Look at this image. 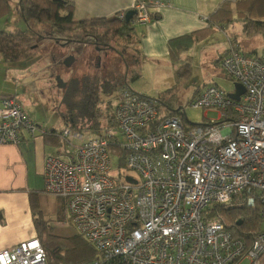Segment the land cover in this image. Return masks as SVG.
I'll use <instances>...</instances> for the list:
<instances>
[{
	"label": "built area",
	"instance_id": "built-area-1",
	"mask_svg": "<svg viewBox=\"0 0 264 264\" xmlns=\"http://www.w3.org/2000/svg\"><path fill=\"white\" fill-rule=\"evenodd\" d=\"M161 5L136 1V25L150 23ZM220 68L244 93L234 101L228 96L234 89L210 85L193 97L191 107L205 119L215 112V121L160 119L157 100L123 86L113 127L88 140L62 130L61 149L44 161L43 193L66 200L68 222L103 258L94 264H264V48L254 55L232 48ZM45 133L16 98L1 101L0 146ZM113 154L122 169L118 178L110 176ZM234 200L258 209L262 227L249 249L223 223L205 219L209 206ZM0 264L47 260L36 238L1 251Z\"/></svg>",
	"mask_w": 264,
	"mask_h": 264
},
{
	"label": "trees",
	"instance_id": "trees-1",
	"mask_svg": "<svg viewBox=\"0 0 264 264\" xmlns=\"http://www.w3.org/2000/svg\"><path fill=\"white\" fill-rule=\"evenodd\" d=\"M238 1V9H231V5L224 4L215 11L208 18L210 27L168 41L169 59L171 63L180 68V73L179 71L175 73L177 79H181L191 72L188 59L183 58L184 53L204 40L212 32V27L218 24L215 23L217 22L216 20L221 19L220 21L222 22H219V24L224 23L226 25L232 14L236 13L247 35L251 36L252 34L264 32V22L255 21L257 19H264V0ZM12 2L14 1L0 0V13H8L13 4ZM15 6L16 13L24 24V28H16L12 31H0V54L9 63L23 62L33 56L38 49L39 43L44 40H53L58 46H61V44L66 46L71 43L84 44L95 41L97 46L106 44L112 49L114 48L116 52L122 54L126 49H130L124 43V40L128 41V44H132V46H137L142 35L137 28L133 16L130 21H126L125 16L124 19H120L118 16L108 19L90 18L74 21L72 14L73 5L67 0H17ZM227 7H229V10L225 9ZM131 11L133 13V10ZM150 19L151 21L154 19L153 13L150 14ZM117 46L123 48L118 49ZM220 60L216 62V65L219 66ZM138 69L137 63L135 68L130 69L129 67L127 76L118 85L116 82H113L117 80V77L111 81V79L107 80L96 75L82 79L80 83L73 80L69 85L67 84V87H73L75 90L82 92V106H74V108H80L82 116L85 115L89 118L91 125L88 128L93 129L97 127L100 131H103L106 128L114 126L111 113L107 115L104 124L102 126L99 125L97 119L101 114L96 111V104L101 101V96L114 92V90L116 91L115 98H117L118 90L122 86H127V78L131 74L137 75L136 71ZM160 105V119L174 115H182L186 118V114H181L180 110H173L169 107L163 108L162 103ZM64 118L66 119V117ZM65 123V128L70 127L71 130H74L71 124ZM81 130H83V127ZM61 132L52 131L51 133L55 139L57 138L56 146L60 148L63 145L60 139ZM112 151L113 153L120 152L116 147L112 148ZM120 158H122V155H120ZM205 219H215L223 223L235 238L245 243L248 249L251 248L254 237L260 230L261 223L258 209L253 211L241 205L237 200L232 201L229 205L217 204L209 206L205 211ZM35 225L37 239L45 251L47 264H94L95 261L103 259L98 251L80 235L77 234L72 238H60L46 232L45 221L36 219ZM101 264L123 263L120 259H113L109 262L103 261Z\"/></svg>",
	"mask_w": 264,
	"mask_h": 264
},
{
	"label": "rangeland",
	"instance_id": "rangeland-1",
	"mask_svg": "<svg viewBox=\"0 0 264 264\" xmlns=\"http://www.w3.org/2000/svg\"><path fill=\"white\" fill-rule=\"evenodd\" d=\"M13 1L12 3H15L17 0ZM255 21L263 23L264 19ZM14 28H24V24L19 20L15 7L11 6L8 13H0V31H11ZM245 37L250 39V46L262 49L260 45L264 40L263 33ZM124 43L130 47L125 55V58L128 59L127 62L122 61L118 52L108 50L107 56H102L99 63L95 58L97 54L87 46L83 49H80L81 44L76 43L58 46L53 40H44L39 43L33 56L23 62L15 63V67H20L23 72L30 70L32 74L27 82L23 79V74L20 79V82L28 83L30 87L29 96L22 94L18 98L24 111L32 119L41 118L43 125L49 131L61 132L66 127L65 122H68L76 132L82 134L84 140L97 137L101 133L100 129L97 127L88 128L91 125L89 118L85 115L82 116L80 108H74V106H82V92L75 90L73 87H67V84L69 85L73 80L80 83V80L96 75L107 80L111 79V81L117 77V80L113 82L118 85L127 76L128 69L125 64H129L130 69H132L135 68L134 63L138 60V54L136 55L135 51L136 45L132 46L126 40H124ZM117 48L121 49L123 47L117 46ZM218 48L219 43H217L216 38H208L207 42H203V44L200 42L184 53L183 58L188 59L191 72L181 79H177L175 76L177 71L180 73L178 66L169 72L161 71L162 73L158 74L151 68V65L145 64V66L138 69L139 71H136L137 75L131 74L127 78V88L135 94L159 101L162 103L163 108L169 107L173 110H180L181 114L185 112L187 121L194 125L215 121L217 119L215 112H207L205 119L204 111L193 109L191 101L198 89L210 85H216L226 93L234 89V83L215 64L218 58L216 53ZM71 58L74 59V62L70 67L65 68L63 62ZM52 60H56L58 63L56 68H52L54 70L47 71L46 75H35L41 68L49 65ZM58 77L61 83L65 84V87H58ZM38 89L43 90L44 95L33 93L34 90ZM115 92L114 90V92L101 96V101L96 104V111L101 114L97 119L100 126L106 121L107 115L112 114V109L117 104ZM185 125L190 126L186 122ZM82 127L83 130H81ZM118 164L119 159L113 154L112 172L110 173L112 178H118L119 172L122 170L119 169ZM125 173L133 178L136 177L135 173ZM42 197L41 207L44 212V219L41 220L45 221L46 232L60 238L76 236V229L68 222V215L65 210L66 200L49 195H42ZM40 211V207L37 208L38 216ZM260 227H262V223H260ZM242 264L247 263L244 261Z\"/></svg>",
	"mask_w": 264,
	"mask_h": 264
},
{
	"label": "crops",
	"instance_id": "crops-1",
	"mask_svg": "<svg viewBox=\"0 0 264 264\" xmlns=\"http://www.w3.org/2000/svg\"><path fill=\"white\" fill-rule=\"evenodd\" d=\"M67 1L73 5V20L80 21L90 18L108 19L121 14L125 16V13L130 12L138 0ZM156 1H160L162 5L153 10L154 19L148 24L137 26L142 35L135 50L136 55L138 54L139 69L145 64H149L158 74L162 73L161 71L169 72L177 66L169 59L167 46L169 40L210 27L208 18L224 4L231 5V9L239 7L238 0ZM12 6L16 11L15 3ZM225 9L229 10V7ZM220 20H216L215 23L218 24L212 27V32L201 41L203 44V42H207L208 38H216L219 48L216 51L218 58L215 64L232 48L251 55L261 53L264 48V40L260 45L262 49L250 46V39L245 37L249 35L244 32L236 13L232 14L226 25L219 24L222 22ZM259 33L264 34V32ZM83 47L82 45L80 49ZM55 62L57 63L56 60H52L49 65L41 68L35 75H46L47 71L54 70L52 68ZM30 72V70L23 72L20 67H15V63L6 62L0 54V105L4 99L16 98L19 100V95H30L29 84L20 82L22 74L24 75L23 79L27 82L32 76ZM202 89H198L193 97ZM33 93L44 95V91L39 89L34 90ZM29 118L46 133L39 134L33 140H29L24 135L17 145L0 146V252L21 242L37 238L35 220L44 219L41 207L42 195L47 196L43 193L44 161L47 155L58 153L61 149L56 146L57 138L55 139L51 134L52 131L43 125L41 118L32 119L30 116ZM39 207L41 211L38 216L37 208Z\"/></svg>",
	"mask_w": 264,
	"mask_h": 264
},
{
	"label": "flooded vegetation",
	"instance_id": "flooded-vegetation-1",
	"mask_svg": "<svg viewBox=\"0 0 264 264\" xmlns=\"http://www.w3.org/2000/svg\"><path fill=\"white\" fill-rule=\"evenodd\" d=\"M84 47L87 46L90 49H93V52H95L97 55H95V58L97 59V62L99 63L101 61V57L102 56H107L108 54V50H114V48L112 49L111 47L107 46L106 44H102L97 46V43L95 41L93 42H87L84 44H81ZM116 51V50H114ZM127 53V49L125 52H123L122 54L119 53L120 58L122 59V61L127 62L128 59L125 58V55ZM82 56V55H81ZM131 58V57H130ZM94 59V58H93ZM131 60V59H130ZM135 61V60H134ZM66 62L68 63L69 60H66ZM124 62V63H125ZM131 62V61H130ZM138 62V60L135 61L134 65H136V63ZM60 63V62H59ZM58 63L55 62V64L53 65V68H56V65ZM127 66V69L129 68V64H125ZM65 67V66H64ZM66 68V67H65Z\"/></svg>",
	"mask_w": 264,
	"mask_h": 264
},
{
	"label": "water",
	"instance_id": "water-1",
	"mask_svg": "<svg viewBox=\"0 0 264 264\" xmlns=\"http://www.w3.org/2000/svg\"><path fill=\"white\" fill-rule=\"evenodd\" d=\"M134 15V12L132 13V11L128 12L126 15H125V18H126V21H130V19L132 18V16ZM66 43V42H65ZM62 46L64 44H61ZM74 62V59L71 58L69 60V62L67 63L66 60L63 62V64L65 65V67H70L72 65V63ZM57 81H58V87L59 88H63L65 87V84H62L61 81H60V78L58 77L57 78ZM234 90L235 92L232 93V94H228V96L234 100V101H238L240 96L244 93V89L241 85L239 84H234Z\"/></svg>",
	"mask_w": 264,
	"mask_h": 264
}]
</instances>
